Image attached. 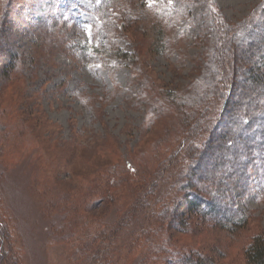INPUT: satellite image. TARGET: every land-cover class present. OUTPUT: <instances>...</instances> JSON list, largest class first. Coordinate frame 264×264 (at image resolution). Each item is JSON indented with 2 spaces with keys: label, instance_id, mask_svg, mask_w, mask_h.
I'll list each match as a JSON object with an SVG mask.
<instances>
[{
  "label": "rangeland",
  "instance_id": "rangeland-1",
  "mask_svg": "<svg viewBox=\"0 0 264 264\" xmlns=\"http://www.w3.org/2000/svg\"><path fill=\"white\" fill-rule=\"evenodd\" d=\"M239 26L264 55V0H0V264H143L139 235L155 229L146 210L164 215L158 200L173 193L179 215L159 233L164 245L166 236L179 253L247 264L246 246L264 233V167L256 159L248 176L237 172L248 159L239 143L261 137L224 118L226 97L239 93L229 81L196 115L206 131L218 119L208 135L229 148L185 179L246 226L233 232L190 214L170 187L188 138L177 96L211 84L217 33L248 49L229 29ZM256 123L264 132V116Z\"/></svg>",
  "mask_w": 264,
  "mask_h": 264
},
{
  "label": "trees",
  "instance_id": "trees-1",
  "mask_svg": "<svg viewBox=\"0 0 264 264\" xmlns=\"http://www.w3.org/2000/svg\"><path fill=\"white\" fill-rule=\"evenodd\" d=\"M234 28L236 27H230L229 29L234 35L241 36V41L248 45V49H246V47L238 48L233 44H227L226 41H222V38L224 37L217 33L212 39V44L214 45L212 50L217 51V56L211 61L212 65L209 69V79L211 84L207 83L208 86H201L200 83H196L197 85L194 86L193 90L188 95H182L180 97L177 96L178 100L180 101V107L184 109L182 116L185 118V132L186 137L188 135V138L185 139L184 146L179 150V154L183 153L186 157L185 162L183 166L177 171L178 176L176 177L178 178V181H176V183H172L170 187H174L175 189L179 188L178 191L183 193V197L186 199L190 214L200 215L202 220L213 219V221L220 225L221 228L236 232L246 226L247 217H245L244 214L242 215V213H240L241 215L239 216L237 214V210H235L234 207H230L222 199L219 200L217 198H207L205 193H203V195L198 192L195 193L192 190V188L195 187V184L191 182L192 179H185L187 178L186 176L188 171L192 176L194 173H199L208 165L213 166L214 164H212V161H209L208 158L211 157V159H213L212 154L214 151H216V148H229L228 145H226L227 142H225L224 136L208 135L209 133L212 134L213 128L220 125L218 119L214 120L215 124L212 123L211 128L207 131L202 129L205 128L204 125L202 128L200 127L203 122L201 123L200 120L196 119V115H198L199 112L198 103L203 105L205 100H208V97L216 99L218 95H222L221 82L223 81H229V84H231V89L234 88L239 91L237 95L234 94L235 98L232 97V91L229 94L231 95L230 99L226 97L224 101L225 108L222 112L223 116L225 115L224 118L227 119L228 117H232L234 123L236 122L240 129L245 128L247 133L251 134V137H255L258 134V136L261 137L259 140L250 139L249 142L245 143V141H242L239 143L241 147L239 146L238 148L245 152V154L248 156V159L242 163V170L237 169V172H241L244 176H248L250 172V165L255 163L256 159L259 160L260 167H264V159L255 155L256 152H264V132L258 129L259 125L256 126V122L259 120L260 116H264V55L258 54L259 52H257V50L260 49L261 44L253 42V40L248 35L247 30H243L240 26L237 29ZM229 109L230 112L234 110V113L230 115L228 112ZM222 123L225 122L222 120ZM205 131L207 137H205L204 141L200 138V134L202 135L205 133ZM230 132L232 134L233 131L230 130ZM261 133L263 135H261ZM197 134H199V136ZM243 137L244 136H242V138ZM216 139H219V142H215ZM233 160L235 165L241 164V162H239L238 156ZM141 178L142 174L140 171H138L133 175V182H139ZM110 182H107L105 188H99L100 191L108 193L107 187H110V184L114 185L115 179L110 178ZM203 185L204 187L209 186L206 183H203ZM204 187H202L203 191ZM184 192L187 193L185 194ZM98 193L99 192H97V194ZM151 194H153V191H150L149 193L144 192L142 197H145L146 195V200V198ZM67 197H69V194L64 192L63 199L66 200ZM138 197L141 199L140 195ZM179 198L180 196L178 193L177 195L173 193L172 196L165 195L158 200V204L165 208L164 215L160 214V212L157 210H152L153 212L149 211L148 209L146 210L148 216H150L151 220L153 221V223H151L154 225L155 229L152 227L151 229L149 226V228L147 227L139 235V237L144 238L142 245L143 253H141L140 256L143 259L142 263L146 264L151 261L154 264H223L220 261H217L213 256L204 255L203 257H200L202 253L199 252L192 251L190 253H179L177 246L168 241L166 236L164 237V241H167V244L164 245L160 241L163 239V236L161 237L159 233L164 230L165 227L163 228V226L166 225V222L173 226L175 218H178V210H174L173 207ZM87 200L92 202L94 201V197L88 196ZM148 200L149 198H147L146 201L147 205ZM150 202L152 203V201ZM135 203L136 206L140 205V207L144 204H139L138 201ZM151 203L149 205H151ZM148 206L146 207L148 208ZM133 210L135 209H132V211ZM139 239L141 240V238ZM140 244L141 241L136 238V249ZM169 253L174 256V258L172 257L173 259L170 258L171 256L167 258ZM244 255L247 264H264V233L256 234L251 238L245 248Z\"/></svg>",
  "mask_w": 264,
  "mask_h": 264
}]
</instances>
